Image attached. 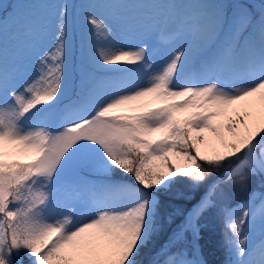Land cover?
Masks as SVG:
<instances>
[{"label":"snow or ice","instance_id":"1","mask_svg":"<svg viewBox=\"0 0 264 264\" xmlns=\"http://www.w3.org/2000/svg\"><path fill=\"white\" fill-rule=\"evenodd\" d=\"M149 7L122 23L142 44L155 37L158 61L149 47L114 42L107 0L43 4L26 42L0 47V264H203L189 259L187 234L196 237L212 209L230 233L231 264H264V194L259 209L251 194L223 203L264 177V0L230 13L205 2ZM70 8L80 9L84 60L97 71H82L63 104ZM180 178L202 192L166 212L164 196ZM257 222L259 244L250 240Z\"/></svg>","mask_w":264,"mask_h":264},{"label":"rangeland","instance_id":"2","mask_svg":"<svg viewBox=\"0 0 264 264\" xmlns=\"http://www.w3.org/2000/svg\"><path fill=\"white\" fill-rule=\"evenodd\" d=\"M81 1L83 0H0V47H3L4 49L7 50L22 46L27 40V33H26L27 27L37 21V28H38L39 23L42 22L43 18L45 17L46 10L43 9V4L58 2L61 4L66 3L68 5H80L82 4ZM85 1L89 3L98 2L97 0H85ZM206 2L223 4L225 6V11L229 13L233 10V6L235 5H249L244 0H206ZM70 12L72 16V30L70 37L72 52L69 63V69H68L67 87H66L65 95L64 97H62L63 104H67L71 100L70 96L73 98L75 96L74 94H76V92L78 91L82 71H87L90 74H94V72H92L94 67L84 60V55L89 53V51L87 49V43L85 42V37H84L85 32L81 28L83 17L80 14V9L70 8ZM123 20H117V22L121 24ZM130 30L132 31L131 34L125 33V35H121L122 38L116 41L115 43L118 44L120 47H122V43L127 42L128 41L127 39L130 38L136 39L135 34L133 33V31H135L134 26L132 27V29L130 26H126V32H130ZM152 43L153 40L150 41L148 45L151 46ZM123 49L134 51L136 50V47H133L131 45L130 47H125ZM159 53L160 52H156L152 56L155 58ZM161 55L162 53L160 54L159 58L156 59L157 61L160 59ZM118 66L129 67L130 65L121 64ZM131 66L134 67V65ZM27 71L30 73L31 65L28 66ZM174 158L176 157H170V161L172 163H175ZM82 175L84 176V178L88 180H94L98 178V176L90 170H85L82 173ZM192 192H194V190H192L189 187L185 178L178 179L177 182L171 185L170 191L167 194H165V195H171L169 201L171 204L164 205V210L167 212V211H172L174 208L183 209V206L177 201L175 202L174 198L180 200H186L187 197H189L192 194ZM240 194H242V196L238 197V195ZM250 194L252 196L250 202L256 209H259L261 206L259 205L261 203L259 197L261 194H264V177H261L259 175L252 176L250 180L249 188L245 192L229 190L228 195L223 203L226 206L235 207L240 201L248 199ZM212 211L215 214L214 216L222 217L221 215L218 214L217 210L212 209ZM210 218L213 217L210 216ZM176 222L179 223V217L177 218ZM201 224L204 225L203 223H200L199 220L198 228ZM199 234H200L199 231L196 237H193L191 232L187 234V251L189 253V259L199 260L202 261L203 264H205L203 257L201 255L200 245L198 241ZM229 235L230 233L223 232L222 233L223 237L219 239L220 245L221 243H225L224 248H226L227 250L226 254L229 255L230 257V261H228L227 264H231V260L233 258L229 253L228 245H227V238ZM261 238L262 237L260 233V226L259 223L257 222L254 225L252 232L250 233V240H254L256 244H259ZM217 241L218 240H216V243ZM152 254H153V250L151 248L147 249L141 255L140 257L141 261L147 262L149 259H151Z\"/></svg>","mask_w":264,"mask_h":264},{"label":"trees","instance_id":"3","mask_svg":"<svg viewBox=\"0 0 264 264\" xmlns=\"http://www.w3.org/2000/svg\"><path fill=\"white\" fill-rule=\"evenodd\" d=\"M201 192L202 189L198 191L194 190V192H192V194L189 196L193 198L191 200L190 199L180 200L175 198L174 200L175 202L177 201L178 203H180L184 209L190 207V205L193 202H195L196 199L199 198ZM240 196H242V194L238 195V197ZM170 197L171 195L164 196V205L171 204L169 202ZM214 215H215L214 212L212 210H209L205 212L200 218V223L204 224V225L201 224L198 228L200 233L199 243H200L201 253L203 258L205 259L206 264H227V262L230 261V257L229 255L226 254L227 250L226 248H224L225 243H221L220 245L219 242V239L223 237L222 233L226 232V230L223 225L222 217L219 216L217 217ZM210 216H212L213 218H210ZM216 240H218L217 243ZM161 242H163V238L161 239Z\"/></svg>","mask_w":264,"mask_h":264},{"label":"bare ground","instance_id":"4","mask_svg":"<svg viewBox=\"0 0 264 264\" xmlns=\"http://www.w3.org/2000/svg\"><path fill=\"white\" fill-rule=\"evenodd\" d=\"M247 1L252 2L255 6H259V4L262 2V0H247ZM83 2L84 3H89V2H86V1H83ZM99 2H103V1L100 0ZM154 2H155V0H109L108 6L116 13V16H115V19H114L113 23H116V26H117L118 32H119V35H118L117 39L114 42L120 40L122 38L121 35H125V33L126 34L127 33H130V34L132 33L131 30H130V32H126V26H124L122 22L127 21V22H130V23H133V22H136V21H139V20L144 19L151 12V9H150L149 5L152 4V3H154ZM178 2H184V3H190V2H205V3H207L206 0H200V1L199 0L198 1L197 0L196 1H194V0H178ZM135 7H137V8H143L144 11L142 13L139 12L138 15H137V13L134 14V15H132L131 12L129 14L127 13L126 14V17L121 22V24H122V26H121V24H119V22H117V20H118V18H119V20H121L120 18L123 17V12H121L119 10L122 9L123 11H125V10L128 11L129 9H132V8H135ZM131 29H132V27H131ZM133 33L135 34L136 31H134ZM84 35H85L84 36L85 37V42L87 43V49L90 52V49L88 48V43H89L88 34L85 32ZM120 44H121V42H120ZM122 48H125V47L122 46ZM83 54H85V53H83ZM160 54H161V52L159 54H157V56L155 57V59L159 58ZM105 67H108V66H105ZM96 71L97 70L94 68L92 72L95 73ZM174 161H175V163H178V158H174ZM259 205H261V203ZM199 245H200V243H199ZM201 255H202V253H201ZM203 260L205 262V259L204 258H203ZM205 264H206V262H205Z\"/></svg>","mask_w":264,"mask_h":264}]
</instances>
